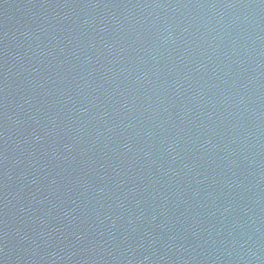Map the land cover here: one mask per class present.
I'll return each instance as SVG.
<instances>
[{
	"label": "water",
	"instance_id": "obj_1",
	"mask_svg": "<svg viewBox=\"0 0 264 264\" xmlns=\"http://www.w3.org/2000/svg\"><path fill=\"white\" fill-rule=\"evenodd\" d=\"M0 264H264V0H0Z\"/></svg>",
	"mask_w": 264,
	"mask_h": 264
}]
</instances>
